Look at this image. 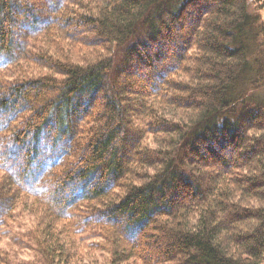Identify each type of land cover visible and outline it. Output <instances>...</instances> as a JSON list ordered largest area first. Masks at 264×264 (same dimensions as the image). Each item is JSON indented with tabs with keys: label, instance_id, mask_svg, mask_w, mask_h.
I'll use <instances>...</instances> for the list:
<instances>
[{
	"label": "trees",
	"instance_id": "16d2710c",
	"mask_svg": "<svg viewBox=\"0 0 264 264\" xmlns=\"http://www.w3.org/2000/svg\"><path fill=\"white\" fill-rule=\"evenodd\" d=\"M249 3L0 0V264H264Z\"/></svg>",
	"mask_w": 264,
	"mask_h": 264
},
{
	"label": "rangeland",
	"instance_id": "374dc122",
	"mask_svg": "<svg viewBox=\"0 0 264 264\" xmlns=\"http://www.w3.org/2000/svg\"><path fill=\"white\" fill-rule=\"evenodd\" d=\"M249 6H250V11L257 17V23L264 25V0H249ZM264 38V37H263ZM24 61H22L19 65H21ZM34 67V66H32ZM14 69L15 67L10 70L9 72L4 73V75L1 76H5V77H9L12 76L14 74ZM258 95H264V91L261 90L260 92L257 93ZM25 214V213H23ZM22 221H25L24 218H22L21 220H19V222L17 223L20 228H18L17 224L14 225V227H12L10 234H4L3 232H1L0 230V254L8 251L11 255H14L15 257H17V259L19 260L18 263H26L29 262L30 259H32L33 254L35 253V251L31 250V246L30 244H28V248H25L24 245H22L21 247H17L15 249H11V242H12V237L19 233V232H23V227L22 225ZM27 227V226H26ZM25 227V228H26ZM0 229H3V226H0ZM92 241H95L96 243L99 242V238L98 236H95L94 238L91 239ZM76 253H78L79 255H85L86 253L83 251V249L80 248H76L75 249ZM108 257L107 253L104 252H96L95 254V258L98 262H106V260H104V258Z\"/></svg>",
	"mask_w": 264,
	"mask_h": 264
}]
</instances>
